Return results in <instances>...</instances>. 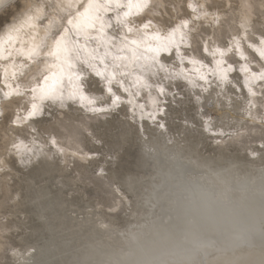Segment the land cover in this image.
I'll return each instance as SVG.
<instances>
[{
  "label": "bare ground",
  "instance_id": "6f19581e",
  "mask_svg": "<svg viewBox=\"0 0 264 264\" xmlns=\"http://www.w3.org/2000/svg\"><path fill=\"white\" fill-rule=\"evenodd\" d=\"M83 1L87 11L46 42L53 59L33 91L39 115L29 117L31 106L24 118L31 137L16 142L14 164L4 163L16 186L10 215L18 231L9 264H264V142H209L254 113L252 86L264 79V38L249 47L255 63L244 51L249 39L243 32L228 43L239 52L236 66H223L229 50L206 44L194 70L184 56L185 27L166 37L141 28L139 41L127 44L133 32L127 20L151 0ZM64 2L78 6L79 0ZM190 4L191 19L208 14L195 0ZM40 29L27 16L1 40L0 58H29L42 43ZM108 41L129 57L120 71ZM18 65L9 68L13 74ZM140 80L148 86L133 90ZM21 90L18 85L9 92ZM5 97L0 89V103ZM209 102L223 109L206 124L202 108ZM93 104L111 112L92 122L100 142H82L81 154L43 135L59 113L82 118ZM89 142L97 153L93 169L124 201L121 219L88 195ZM70 157L80 162L77 168ZM145 160L151 162L148 174Z\"/></svg>",
  "mask_w": 264,
  "mask_h": 264
},
{
  "label": "rangeland",
  "instance_id": "374dc122",
  "mask_svg": "<svg viewBox=\"0 0 264 264\" xmlns=\"http://www.w3.org/2000/svg\"><path fill=\"white\" fill-rule=\"evenodd\" d=\"M191 1L151 0L149 6L139 16H134L127 20L130 26L129 29L133 31L126 34V38L129 39V43L127 44H134L136 41H139L141 28L149 30L156 37H166L170 36L173 28L180 29L185 27L188 38L186 42H183L185 48L184 56L193 60L191 64L194 65L193 68L196 70L197 60H200L201 52L206 44H212L218 49L227 51L229 50L228 43L238 39L244 32L249 39L246 42L243 41L244 51L249 56V60L255 63L256 57L249 47L253 44H260L261 40H263L262 38H264V0H195L196 3L200 4L201 11L208 14L204 17L192 19L190 17L191 12H189L192 10L190 9ZM85 4L87 3H84L83 0H79L78 6H74L73 4H70L71 6L67 5L64 0H0V42L12 27L17 26L29 15L33 16L36 29L37 27H41V36L39 37L42 41L38 49L29 58H18L13 55H6L8 57L5 59L0 58V89L6 94V97L0 103V113H3V116L0 117V169H3V171H0V264L11 263L13 251L16 250L14 244L18 231L16 222L12 220L10 215L16 186L14 185L11 170L4 167V163L8 162L9 165L14 164V145L21 139L26 141L31 137V131L24 124V118L33 104V91L40 84L39 82L41 81L45 67L52 64L50 61L53 58H50L46 42L49 39L56 40L62 36L61 34L68 25V21L77 17L78 14L87 11L82 9ZM22 5H32V7L29 9ZM208 5H211V8L207 7ZM38 9H40L41 13L36 15L35 12ZM206 17H212L211 21L208 18L206 19ZM243 25H246L248 28L245 27L246 29H244ZM25 30L23 28L21 33L24 34ZM175 32H178V30ZM142 40L145 41L148 39L142 36ZM110 43L108 41L107 44H109V51L111 50L115 54L112 59V62L115 63V70H121L129 60V57L123 54L125 49L120 48L118 44ZM139 49L141 51L146 50L144 47H140ZM7 50L9 51V49ZM228 52L225 56V64L223 65L226 69L233 65L236 66L235 58L239 56V52L236 49H230ZM249 60L247 59V61ZM15 64H19L18 66H21V68L13 74L14 67L12 71L9 68ZM252 66L254 72L259 73L256 66ZM195 72L197 74V71ZM7 73L13 74L11 79L8 78ZM113 80L116 82V78ZM18 85L22 88L20 93L11 94L9 92L10 88L12 86L17 87ZM145 86L148 85L140 80L132 89L134 90L135 88ZM252 88L254 98L251 101L252 105L250 108L253 109L254 113L250 117L245 116V121L239 127L227 133L225 132L226 134L218 133L217 136L220 138L212 139L209 142H233L240 146H252L257 145L259 142H264V79H259L254 83ZM155 92L160 95L162 91L157 89ZM122 94L127 95L125 92ZM124 103L125 101H123V105L122 102L120 103L121 105L118 104V107H121V109L117 108L116 110L119 112L123 111L124 109L122 107H126V103ZM184 103L186 104L185 101ZM214 104V102H209L204 106L205 109L202 108V112L204 110L203 121L205 119L204 123L208 121L206 124H209L210 121L213 123V120L216 121V116L219 114L218 110L221 112L223 109L221 106L219 107ZM93 106L94 104L92 105V110L82 118L72 113L68 115L59 113L48 122L43 135L45 137H53L57 142H61L60 144L62 146L66 145L65 142H67L69 144H67L68 146H72V150H75L77 154H81L80 146H83L82 142L86 143V141L91 140L100 142V138L97 137V133H94L93 127L96 123L98 124V121H96L98 116L111 112V109L107 110L108 107L100 110L93 108ZM13 119H17L19 127L12 124ZM156 121L159 122L157 119ZM88 135L90 136L87 139ZM91 142L94 143L93 141ZM91 142L88 143L87 149L90 153H93L92 147L95 144L93 145ZM144 151L141 152L146 157V151ZM107 152L112 153V151L109 152L106 150L105 154ZM94 154L95 156L97 155V153L91 154L90 160H92ZM68 159L69 161L72 160L71 164L73 166H79L80 162L77 158L73 159L70 157ZM89 161L88 165L93 169L92 165H94L95 160ZM149 163L151 162L147 163L148 167L146 170H143L144 174H148L152 170L150 169ZM88 174L85 178L88 195L91 196V199L98 204L99 208L105 214L114 216L115 218L117 217L118 219L125 216V204L123 199L115 191L114 183L104 174L94 169Z\"/></svg>",
  "mask_w": 264,
  "mask_h": 264
},
{
  "label": "snow or ice",
  "instance_id": "6c2138e0",
  "mask_svg": "<svg viewBox=\"0 0 264 264\" xmlns=\"http://www.w3.org/2000/svg\"><path fill=\"white\" fill-rule=\"evenodd\" d=\"M22 6H23V7H27V8H29V9L32 7V5H22ZM207 7L211 8V5H208ZM37 18H39V17H37ZM68 23L71 24L72 21L69 20ZM176 30H177L176 28H173V29H172V33H174ZM170 35H171V34H170ZM57 47H59V41H57ZM261 55H264V53H262ZM97 75H99V73H97ZM81 87H87V85H86V84H82ZM109 91H111V89H109ZM73 95H74V94H73ZM51 98H52V99H57V97H55V96H53V97H51ZM116 99L118 100L119 97H116ZM113 103H114V101H113ZM28 115H29V117H36V116L39 115V113H38V111H37V106H36L35 104L32 105V111L29 112ZM2 116H3V113H0V117H2ZM12 124H14L16 127H19V124L17 123V119H13ZM53 143H55V141H53ZM14 146H15V147H18V145H14ZM0 171H3V169H0Z\"/></svg>",
  "mask_w": 264,
  "mask_h": 264
}]
</instances>
